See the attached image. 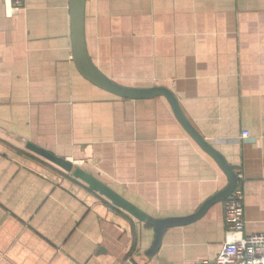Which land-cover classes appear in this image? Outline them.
Wrapping results in <instances>:
<instances>
[{
    "label": "crops",
    "instance_id": "crops-1",
    "mask_svg": "<svg viewBox=\"0 0 264 264\" xmlns=\"http://www.w3.org/2000/svg\"><path fill=\"white\" fill-rule=\"evenodd\" d=\"M86 47L107 77L169 88L242 174L245 234L264 232V0H86ZM247 132L246 137L242 136ZM70 160L153 217L193 213L227 183L162 96H115L77 70L70 0H0V264H186L213 259L223 204L150 226L28 151Z\"/></svg>",
    "mask_w": 264,
    "mask_h": 264
},
{
    "label": "water",
    "instance_id": "water-1",
    "mask_svg": "<svg viewBox=\"0 0 264 264\" xmlns=\"http://www.w3.org/2000/svg\"><path fill=\"white\" fill-rule=\"evenodd\" d=\"M86 0H70V35L73 61L80 72V74L98 86L99 88L121 98L130 100L149 99L156 96H162L166 99L170 108L183 127L187 134L194 140V142L209 155L223 173L227 177V183L220 190L207 198L196 211L185 216H169V217H153L148 215L110 187L102 183L100 180L81 169L74 166V164L66 159L59 157L50 151L39 147L33 143H26L25 148L49 161L53 165L61 168L63 171L70 173L72 177L80 180L86 184L91 190L97 192L99 195L107 199L113 206L129 214L134 219L150 226L153 230V239L144 255L147 258H152L159 250L164 233L174 227H181L193 223L204 216L206 211L213 205L222 203L234 191L237 185L236 174L228 164L225 157L214 147H212L207 140L193 127L190 121L184 115L177 98L173 92L165 86H150V87H136L126 86L117 83L107 77L98 67L93 63L88 54L85 32H84V10Z\"/></svg>",
    "mask_w": 264,
    "mask_h": 264
},
{
    "label": "built area",
    "instance_id": "built-area-1",
    "mask_svg": "<svg viewBox=\"0 0 264 264\" xmlns=\"http://www.w3.org/2000/svg\"><path fill=\"white\" fill-rule=\"evenodd\" d=\"M20 6V0H14V8ZM247 132L242 136L246 137ZM237 185L234 191L224 200V220L227 224L224 242L213 259H203L186 264H264V232L245 234L243 198L239 189L242 174L235 172ZM124 264H133L127 261Z\"/></svg>",
    "mask_w": 264,
    "mask_h": 264
},
{
    "label": "rangeland",
    "instance_id": "rangeland-1",
    "mask_svg": "<svg viewBox=\"0 0 264 264\" xmlns=\"http://www.w3.org/2000/svg\"><path fill=\"white\" fill-rule=\"evenodd\" d=\"M74 166H77V167H79V165H78V164H74Z\"/></svg>",
    "mask_w": 264,
    "mask_h": 264
}]
</instances>
